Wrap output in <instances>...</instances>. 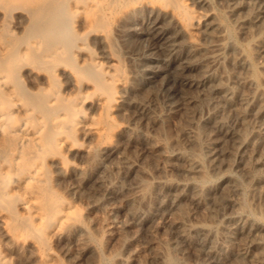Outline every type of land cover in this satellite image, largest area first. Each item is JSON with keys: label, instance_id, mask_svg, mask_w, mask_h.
Here are the masks:
<instances>
[{"label": "bare ground", "instance_id": "6f19581e", "mask_svg": "<svg viewBox=\"0 0 264 264\" xmlns=\"http://www.w3.org/2000/svg\"><path fill=\"white\" fill-rule=\"evenodd\" d=\"M217 2L250 39L262 59L254 64L264 69V0ZM255 4L263 10L253 12ZM204 6L206 0H0V264H8L6 249L15 254L29 251L36 264H51L57 259L52 240L80 228L81 213L58 188L95 173L105 144L122 129L113 115L135 88V80L124 74L120 63L103 65L90 49V41L106 44L110 26L128 43L132 23L146 18V36L166 57L184 54L183 68L176 62L181 71L175 72L182 80L196 68L207 93H217L227 105L239 101L247 109L264 112V81L257 85L249 76L235 75L234 86H229L214 75L223 60L236 71H249L254 64L248 55L227 50L223 24L212 9L198 10ZM12 19L16 26L10 28ZM245 88L252 90L250 98L244 96ZM214 117L201 124L212 123L223 131L224 121ZM238 120L239 129L227 134L247 148L242 112ZM182 135L201 146L196 132ZM177 155L185 159L189 174L200 168L198 159ZM255 159L254 168L247 164L244 169L259 181L264 179V160ZM134 189L133 198L139 200L148 186L140 183ZM241 217L236 212L232 218ZM189 229L200 232L205 227ZM247 231L249 237L252 232ZM250 237L255 238L250 244H262ZM250 262L264 264V258ZM170 263L168 258L166 264Z\"/></svg>", "mask_w": 264, "mask_h": 264}, {"label": "rangeland", "instance_id": "374dc122", "mask_svg": "<svg viewBox=\"0 0 264 264\" xmlns=\"http://www.w3.org/2000/svg\"><path fill=\"white\" fill-rule=\"evenodd\" d=\"M206 1L207 6L198 10H213L225 28L227 50L248 55L251 64L260 62L227 8L217 0ZM260 6L255 4L252 11H262ZM147 22L143 18L132 23L128 43L112 26L105 45L89 43L101 64L120 63L124 74L135 80V88L125 97L131 105L123 103L113 115L122 129L105 144L95 173L58 188L81 213V221L80 228L52 240L57 259L51 264H166L168 258L170 264H251L255 257L264 258V179L253 181L245 170L247 164L254 168L257 156L264 160V135L256 137L264 132V112L247 109L239 101L227 105L217 93H207L196 68L182 80L176 66L179 62L183 68L184 54L166 57L146 36ZM8 23L16 26L14 19ZM252 67L238 74L223 60L214 75L229 86H234L235 75L249 76L261 85L264 69ZM251 95L245 88L244 96ZM241 112L245 139L252 148H240L227 134L239 129ZM211 115L224 121L223 131L212 123L201 124ZM183 131L196 132L201 146L188 142ZM178 152L198 159L200 168L189 174ZM258 168L264 174V165ZM140 183L148 190L135 200L134 188ZM236 212L240 220H233ZM199 225L205 230L190 231ZM244 228L262 244H250L255 238ZM4 253L8 264H36L29 251Z\"/></svg>", "mask_w": 264, "mask_h": 264}]
</instances>
